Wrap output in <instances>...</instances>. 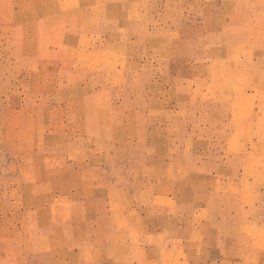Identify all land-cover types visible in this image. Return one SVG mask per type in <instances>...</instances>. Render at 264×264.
Segmentation results:
<instances>
[{
    "label": "rangeland",
    "instance_id": "374dc122",
    "mask_svg": "<svg viewBox=\"0 0 264 264\" xmlns=\"http://www.w3.org/2000/svg\"><path fill=\"white\" fill-rule=\"evenodd\" d=\"M0 264H264V0H0Z\"/></svg>",
    "mask_w": 264,
    "mask_h": 264
}]
</instances>
